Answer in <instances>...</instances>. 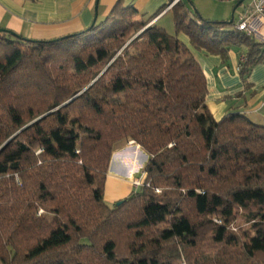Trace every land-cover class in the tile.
Here are the masks:
<instances>
[{
  "label": "trees",
  "instance_id": "16d2710c",
  "mask_svg": "<svg viewBox=\"0 0 264 264\" xmlns=\"http://www.w3.org/2000/svg\"><path fill=\"white\" fill-rule=\"evenodd\" d=\"M191 4L169 9L173 34L152 23L167 6L144 20L121 1L60 39L0 33V264H264V126L214 119L178 35L223 61L244 48V88L264 44ZM127 143L148 157L143 182L109 207Z\"/></svg>",
  "mask_w": 264,
  "mask_h": 264
},
{
  "label": "crops",
  "instance_id": "0c3cea01",
  "mask_svg": "<svg viewBox=\"0 0 264 264\" xmlns=\"http://www.w3.org/2000/svg\"><path fill=\"white\" fill-rule=\"evenodd\" d=\"M118 1L124 7L132 6L144 20L167 6L152 23L173 34L172 15L168 12L172 3L169 5V0H0V29L27 40L52 41L83 32L94 22H102ZM226 3L233 4L230 20L235 25L241 14L235 15L240 4ZM169 17L171 22L161 25ZM178 38L189 47L202 69L207 85L206 104L214 119L219 121L229 113H240L253 123L264 126V64L253 68L247 77L248 87L244 88L237 71L246 52L244 48H231L223 61L203 50L195 51L185 35L179 34ZM257 41L264 44V22ZM129 144L118 149L114 153L115 160L110 162L103 196L109 207L134 191L131 179L140 167L142 154L148 160L137 145ZM146 163L140 171L144 170Z\"/></svg>",
  "mask_w": 264,
  "mask_h": 264
},
{
  "label": "built area",
  "instance_id": "2783aa9c",
  "mask_svg": "<svg viewBox=\"0 0 264 264\" xmlns=\"http://www.w3.org/2000/svg\"><path fill=\"white\" fill-rule=\"evenodd\" d=\"M178 0H175V2ZM237 4L243 10L235 22V30L245 36L259 39L262 22H264V0H220ZM174 2V3H175ZM170 8V7H169ZM144 178L142 171L138 177L131 179V186L134 189L141 187ZM159 191L157 190L156 193Z\"/></svg>",
  "mask_w": 264,
  "mask_h": 264
},
{
  "label": "rangeland",
  "instance_id": "374dc122",
  "mask_svg": "<svg viewBox=\"0 0 264 264\" xmlns=\"http://www.w3.org/2000/svg\"><path fill=\"white\" fill-rule=\"evenodd\" d=\"M187 1L190 4L191 2L193 3L191 4V8L193 12L197 13L203 20H208L212 22H226V21H229L231 18L233 4H228L220 0H191V2L189 0ZM242 11L243 10L239 8L238 10L235 11V15L239 14ZM167 19L163 20L161 25H163L165 22H168V21L171 22L170 17ZM128 145L130 144L127 143L123 147H127ZM117 151L118 150H116L114 153H116ZM114 160H115V157L113 156L111 159V163H113ZM146 161H147L146 156L142 154L141 162L139 165L140 167L137 169L135 173H133L132 178L138 177V175L142 172L140 170L142 169ZM246 228L247 226L243 223L241 219H237L236 222L232 225V230L234 231H239V229H246Z\"/></svg>",
  "mask_w": 264,
  "mask_h": 264
},
{
  "label": "water",
  "instance_id": "95a60500",
  "mask_svg": "<svg viewBox=\"0 0 264 264\" xmlns=\"http://www.w3.org/2000/svg\"><path fill=\"white\" fill-rule=\"evenodd\" d=\"M174 2H175V1H174ZM174 2L170 5V7L173 6ZM240 3H241V2H239V4H240ZM231 22H232V21H230V23H231ZM0 33H6V34H9V35L14 36V34L8 32V31H6V30H3V29H0ZM113 156H115V154H114Z\"/></svg>",
  "mask_w": 264,
  "mask_h": 264
}]
</instances>
